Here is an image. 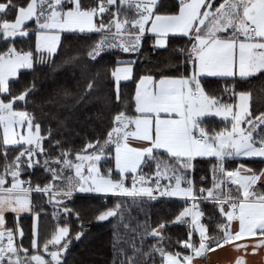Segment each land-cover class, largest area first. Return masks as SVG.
I'll list each match as a JSON object with an SVG mask.
<instances>
[{
    "label": "snow or ice",
    "instance_id": "1",
    "mask_svg": "<svg viewBox=\"0 0 264 264\" xmlns=\"http://www.w3.org/2000/svg\"><path fill=\"white\" fill-rule=\"evenodd\" d=\"M0 45V264L105 222L103 264H264V0H0Z\"/></svg>",
    "mask_w": 264,
    "mask_h": 264
},
{
    "label": "trees",
    "instance_id": "2",
    "mask_svg": "<svg viewBox=\"0 0 264 264\" xmlns=\"http://www.w3.org/2000/svg\"><path fill=\"white\" fill-rule=\"evenodd\" d=\"M31 23V22H30ZM19 43V41H18ZM2 47V45H0ZM136 57L134 55L129 54H121L120 59L127 61L130 59H135ZM110 60H115L116 57H109ZM143 59L142 57L140 58ZM146 66V64H138L137 67L142 69ZM253 84H255L258 88V82L253 81ZM121 86L125 91H131L134 89V85L131 81L129 82H121ZM221 87L223 86V82H221ZM208 123L212 126L217 127H223L224 122L220 121L219 118H211ZM87 131V129H85ZM75 143H79V140L75 141ZM200 158H198L199 160ZM257 167H260L261 165H256ZM206 170V167L202 163L197 164V169L195 172V177L197 180L199 179L200 175H202ZM147 171V170H146ZM42 170H38L35 173L36 177L41 176ZM130 180V178H129ZM39 199V197H35ZM100 202L96 199H94L90 194H77L76 199V205H93V204H99ZM177 207L174 203H168L166 201H161L159 203H154L151 206V222H155L157 220H160L162 218H166L170 215L169 209H173ZM205 210L207 212H211L212 208L210 206H205ZM133 215H135V211H133ZM141 220L144 219V217L141 215ZM28 222L25 221V224ZM51 223V222H50ZM171 232L173 235L182 233L183 228H172ZM91 236L89 237V240L86 241L84 244H79L77 248L74 250L73 258L77 260H83L88 264V262H96V264H103V261L110 257V249L107 247V243L111 238V225L107 222L100 225H94L91 229ZM27 242V241H26Z\"/></svg>",
    "mask_w": 264,
    "mask_h": 264
},
{
    "label": "crops",
    "instance_id": "3",
    "mask_svg": "<svg viewBox=\"0 0 264 264\" xmlns=\"http://www.w3.org/2000/svg\"><path fill=\"white\" fill-rule=\"evenodd\" d=\"M227 255H228V254L221 253V254H220V257L223 259V258H225ZM213 259L215 260V257H213Z\"/></svg>",
    "mask_w": 264,
    "mask_h": 264
}]
</instances>
